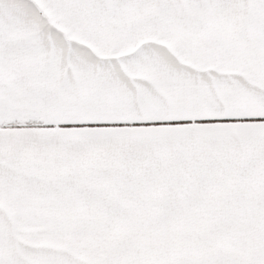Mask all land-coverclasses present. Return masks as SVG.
<instances>
[{"label":"snow or ice","instance_id":"1","mask_svg":"<svg viewBox=\"0 0 264 264\" xmlns=\"http://www.w3.org/2000/svg\"><path fill=\"white\" fill-rule=\"evenodd\" d=\"M0 264H264V0H0Z\"/></svg>","mask_w":264,"mask_h":264}]
</instances>
